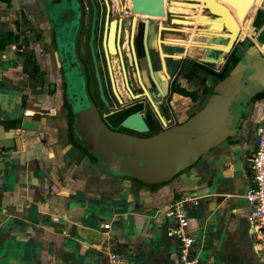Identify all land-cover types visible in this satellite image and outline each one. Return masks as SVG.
Instances as JSON below:
<instances>
[{
	"label": "crops",
	"instance_id": "crops-1",
	"mask_svg": "<svg viewBox=\"0 0 264 264\" xmlns=\"http://www.w3.org/2000/svg\"><path fill=\"white\" fill-rule=\"evenodd\" d=\"M36 1L0 0V41L9 38L0 44V264H110L112 251L125 264H179L180 241L170 233L178 223L166 210L183 197L194 198L187 215L198 259L229 262L249 250V158L264 121L252 118L264 111V97L255 98L240 143L215 150L190 172L158 186L113 182L96 174L84 152L74 158L63 76L48 52ZM196 21L186 30L191 39L186 45L205 36L207 29ZM233 52L215 70H223ZM177 54L174 77L184 56ZM194 57L188 61L210 71ZM198 77H192L185 98L178 88L173 92L193 110L202 98L199 84L209 81L204 72ZM157 94L163 106L159 87Z\"/></svg>",
	"mask_w": 264,
	"mask_h": 264
},
{
	"label": "water",
	"instance_id": "water-1",
	"mask_svg": "<svg viewBox=\"0 0 264 264\" xmlns=\"http://www.w3.org/2000/svg\"><path fill=\"white\" fill-rule=\"evenodd\" d=\"M166 1L173 3L172 0H131V5H127L133 14L166 19ZM36 2L42 12L40 21L48 52L63 76L69 132L77 147L74 158L84 152L92 161L96 174L113 182L163 185L190 172L203 157L215 150L239 144L243 139L244 126L258 103L255 98L264 95V0H185L195 5L194 10L201 6L203 13L199 18L204 17L205 23L198 26L207 29L203 32L204 41L190 43L191 49L196 48L200 52L196 56L191 52L190 56H195L203 64L216 66L223 56L234 50L233 58L237 63L231 69L226 66L221 72L203 71L209 79L205 100L188 117L174 125L163 120L162 130L150 136L110 128L92 99L86 67L79 51L84 19L81 0ZM253 7V15L248 18ZM233 11H236L242 25H248L243 40H240L243 29L233 17ZM94 25L95 21L91 48L101 96L107 103L93 45ZM239 41L241 46L235 50ZM209 52L213 54L209 55ZM151 71L153 73L152 66ZM156 82L165 95L162 86ZM122 125L139 132L149 130L140 112L125 118ZM249 231L252 236L251 224ZM249 247V250L231 256L229 262L217 257L210 263L264 264V252H260L259 246L250 241Z\"/></svg>",
	"mask_w": 264,
	"mask_h": 264
},
{
	"label": "flooded vegetation",
	"instance_id": "flooded-vegetation-1",
	"mask_svg": "<svg viewBox=\"0 0 264 264\" xmlns=\"http://www.w3.org/2000/svg\"><path fill=\"white\" fill-rule=\"evenodd\" d=\"M81 3L84 19L79 37L80 56L87 71L89 93L106 124L114 130L150 136L162 130L163 120L169 125H174L183 119L180 113L175 115L176 109L171 108L173 92L178 88V93L185 98L186 94H189L188 88L193 84L192 77L199 78L201 72L206 71L201 68L202 64L188 61L192 52L190 45L170 42L191 40L187 31L180 29L185 25L175 23L173 12L169 9L166 19L137 16L135 20L137 14L129 12L128 5L122 0H81ZM89 13L91 18L90 24L87 25ZM94 21L93 45L107 103L101 96L91 48ZM239 45L241 46V43H238L235 50ZM177 53H183L184 56L174 77L173 63ZM234 65L230 56L226 66ZM210 70L215 68L210 67ZM158 72H163L168 80L169 91L164 90L163 106L159 104L156 80L163 89L165 88L157 77ZM199 87V97L205 96L209 91V81H201ZM136 112L141 113L149 126L148 131L139 132L122 125L125 118ZM257 115L264 118V111Z\"/></svg>",
	"mask_w": 264,
	"mask_h": 264
},
{
	"label": "built area",
	"instance_id": "built-area-1",
	"mask_svg": "<svg viewBox=\"0 0 264 264\" xmlns=\"http://www.w3.org/2000/svg\"><path fill=\"white\" fill-rule=\"evenodd\" d=\"M172 3L168 1V7ZM254 149L249 158L250 171L252 175V187L246 195L251 205L249 221L252 234L257 244L264 246V121L259 124L253 138ZM194 198L183 197L169 206L166 214L177 221V226L171 230V234L180 241L179 264H199V259L193 253L197 237L192 233L187 215V204L193 202ZM110 228V223L105 224ZM110 264H125L124 259L118 252L109 253Z\"/></svg>",
	"mask_w": 264,
	"mask_h": 264
},
{
	"label": "rangeland",
	"instance_id": "rangeland-1",
	"mask_svg": "<svg viewBox=\"0 0 264 264\" xmlns=\"http://www.w3.org/2000/svg\"><path fill=\"white\" fill-rule=\"evenodd\" d=\"M174 1H182V3L184 4V5H187V6H190V7H192L191 9H193L194 8V5H188L189 3L188 2H185V0H172V5L171 6H169L170 8H173V10H174V7H175V10L173 11L172 9H171V12H173V13H175V14H177V16L175 17V23H177V24H182V25H185V27H181L180 29H182V30H187V28H188V26L187 25H195V23L194 22H197L196 21V19H198L199 18V15L201 14V13H203L202 12V8H201V10H198L197 12H196V10H194L193 12H188V13H183V14H181V12L179 13L178 12V10L176 11V8H177V4H175V2ZM122 2H124V4L125 5H127V0H122ZM177 3H180V2H177ZM176 5V6H175ZM173 6V7H172ZM198 9H200V8H198ZM190 13V14H189ZM90 18H91V13H89V15L87 16V25H89L90 24ZM200 20H201V23H204V17H202V19L201 18H199ZM209 19V18H208ZM208 19H206V21L208 20ZM180 36H182L183 37V35H180ZM192 39H194V40H196V41H204L205 39L204 38H200V37H192ZM220 42H225V40H219ZM171 43H173V44H184L183 42H177V41H170ZM195 49L196 48H192V52L193 53H196V54H198V53H200V52H198V50L197 51H195ZM164 56V55H163ZM179 55L178 54H176V57H178ZM208 66H210V67H214L215 65L214 64H207ZM118 75V74H117ZM157 77H158V79H159V81H160V83L163 85V87L167 90L168 89V80L166 79V77H165V74L163 73V72H158L157 73ZM197 81V78H194V82H196ZM192 95H193V97H195L196 98V94L195 93H192ZM201 98V97H200ZM205 98V96H203L202 98H201V102H200V104L205 100L204 99ZM186 101H183V99H181V97H177V95L175 96V95H173L172 96V99H171V104L180 112V117H183V119H185L186 117H188L193 111H195V110H193L194 108H193V105H190V104H186L185 103ZM172 105H171V108H172ZM197 105V104H196ZM194 107H195V105H194ZM187 109H188V111H187ZM193 110V111H192ZM187 111V112H186ZM257 111V109L255 110V112ZM257 118H258V115L255 113L254 114V116H253V121H255V120H257ZM249 240L250 241H253V242H257V240H256V238L255 237H253V236H251V234L249 235ZM261 247H263V246H260V248ZM263 249H261V251H262ZM264 252V251H263ZM200 264H201V262H200Z\"/></svg>",
	"mask_w": 264,
	"mask_h": 264
},
{
	"label": "bare ground",
	"instance_id": "bare-ground-1",
	"mask_svg": "<svg viewBox=\"0 0 264 264\" xmlns=\"http://www.w3.org/2000/svg\"><path fill=\"white\" fill-rule=\"evenodd\" d=\"M175 2V4H177V8H176V11L178 10V12L180 13L181 12V14H185V13H188V12H190L191 10V12H193L194 10L193 9H191L192 7H190V6H187V5H184L183 3H182V1H174ZM177 2H180V3H177ZM124 3V2H123ZM113 4V3H112ZM127 4H129V5H131V0H127ZM188 5H194V4H191V3H189ZM166 6H167V9H169L170 11H171V9L173 10V8H170V7H168V2L166 1ZM176 6V5H175ZM119 7V6H118ZM173 7V6H172ZM194 7H195V5H194ZM196 7H198V8H200L199 10H201V6H196ZM255 7V6H254ZM254 7L251 9V10H249V14H248V18H249V16L250 15H252V12L254 11ZM174 10H175V7H174ZM173 10V11H174ZM130 12V11H129ZM190 12V13H191ZM189 13V14H190ZM233 14V17L235 18V20H236V22L242 27V29L244 28V26H245V24L244 25H242V23H240V20L238 19V17H237V14H236V11L234 12H232ZM137 16H144V17H147V19H149V18H157L158 19V17H156V16H150V15H136L135 16V20L137 19ZM246 31V30H245ZM116 57V56H115Z\"/></svg>",
	"mask_w": 264,
	"mask_h": 264
},
{
	"label": "trees",
	"instance_id": "trees-1",
	"mask_svg": "<svg viewBox=\"0 0 264 264\" xmlns=\"http://www.w3.org/2000/svg\"><path fill=\"white\" fill-rule=\"evenodd\" d=\"M0 40H1V39H0ZM8 41H9V38L6 37V38L2 39V42H3V43H1V41H0V44H1V45H2V44L4 45V44L7 43ZM231 60H234V64L237 63V59L233 58V56L231 57ZM229 68L231 69L232 67L229 66ZM261 97H264V95H258V96H257V98H261Z\"/></svg>",
	"mask_w": 264,
	"mask_h": 264
}]
</instances>
